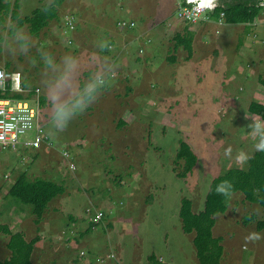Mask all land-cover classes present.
<instances>
[{"label":"rangeland","instance_id":"374dc122","mask_svg":"<svg viewBox=\"0 0 264 264\" xmlns=\"http://www.w3.org/2000/svg\"><path fill=\"white\" fill-rule=\"evenodd\" d=\"M127 1L132 4L140 0H106L97 7L115 19L121 13L114 11V4ZM5 32L0 35L7 41ZM65 34L59 36V44L67 51H77L70 32ZM222 35L224 32L214 34ZM67 38L72 39L70 44ZM142 42L131 45L129 55L149 63L129 71L127 97L117 104L126 124L111 126L112 111H102L98 99L87 109L89 120L85 112L70 121L59 133V145L54 147L53 143L49 153L0 151V199L25 171L29 178H45L64 188L58 200L52 199L47 205L46 220L52 224L45 225L41 219L39 234L46 232L47 242L43 239L32 264H81L87 259V264H148L151 253L161 264H199L194 233L181 228L180 201L189 198L197 212L203 207L212 178L227 168H245L247 162L243 166L235 162L239 151L249 156L255 152V140L247 125L251 118H261L251 114L248 105L251 101L264 102L263 93L256 99L264 86L247 55L229 56L226 64H213L210 69L195 56L179 68V62L174 65L166 60L164 45L149 56L148 37ZM39 49L57 60L59 55L44 41L27 55L32 67L27 73L32 77L31 86L40 88L48 104ZM105 90L100 97L106 96ZM179 139L185 140L197 156L185 178L177 176L182 169V161L175 163ZM229 147L231 157L225 155ZM63 150L70 154L68 160L71 158L74 169L68 170L64 164ZM79 193L82 196L76 200ZM97 210L103 217L96 222ZM22 212L26 217L28 210L23 208ZM262 216L258 203L244 200L240 191L234 192L226 211L215 215L212 229L213 235L221 238V264H264V239L243 247L248 233L264 235L255 228L256 219ZM7 222L22 229L27 239L36 235L37 226L32 222L12 223L16 220L8 218ZM5 237L0 234V259L6 256ZM110 253H116L115 257H108Z\"/></svg>","mask_w":264,"mask_h":264},{"label":"crops","instance_id":"0c3cea01","mask_svg":"<svg viewBox=\"0 0 264 264\" xmlns=\"http://www.w3.org/2000/svg\"><path fill=\"white\" fill-rule=\"evenodd\" d=\"M12 1L18 2L17 11H19V17L30 15L35 8H39L45 3V0ZM104 1L106 0H61V3L56 7V16L50 19L48 24L36 34H31L28 29V24L24 23L22 25L18 20L13 19L10 13L5 15L4 19L0 20V27L2 28L0 32L6 31L5 34L7 35V31H9L8 25H16L22 27L24 31L32 38L34 42L33 48L39 45V41H44V43L48 42V44L53 48L55 55H59V59L66 53H70L79 57L84 67L82 74L83 77L88 75L89 60L93 53L110 56L112 60L119 65V68L117 69V75L111 86L105 90L106 96L102 95V97L99 98L100 102L98 104L102 105V111L111 109L113 114L111 116V126L117 127V125H115L117 122H120V125L126 124L124 118L120 114L121 107L117 104L124 101L127 97V92L129 91L128 73L129 71L131 72V69L138 71L139 69L143 68L145 64L149 63L144 59L136 60L132 58L129 55L130 47L135 42L144 44L142 41L146 37H148L149 42V56L152 54L155 55L159 48L164 45L163 47L166 48V52L168 54L166 56V60L171 58V56H174L175 60L170 62V64L177 65L179 62L182 65L179 66V68L185 66L187 62L189 63L192 61L195 56H198L199 60L203 63L206 62L208 69H210L211 65L213 64L216 65V67L226 64L230 60L229 56H231V59H234L237 55L241 54L244 57L247 55L248 59L251 60L250 63H252L255 69H257L256 72L258 75V81L259 78H264V18L262 14H260L256 20L249 24H228L224 22L219 23L218 20L210 18L208 12L207 17H202L198 22L187 23L176 16L177 0H140L132 4L128 3V1L125 4L123 2H116L114 4V11L121 13V15L114 19L113 16H110L104 12L102 8L98 9L97 6L103 5ZM214 2L217 4L218 0H214ZM125 15L128 16L126 17ZM69 17L72 18V23L74 25L72 29L64 26L63 24V21ZM120 20L133 21L135 23V27L122 29L117 25ZM86 26L87 31L85 30ZM65 30H69V36H72L74 43L78 47L77 51H67L63 49L61 44H59L57 41L60 35L69 33ZM222 32H224V36H214V34L216 35ZM177 35H183V38L189 35L192 37V54L190 58H187L188 53L186 49H184L181 44H176L177 40H175V37ZM65 40L69 44L72 41L71 38H67ZM100 40H107L111 46V51L105 50V52L99 53V50L95 47V43ZM58 48L59 52H56L58 51ZM141 49L142 48H140L138 51ZM31 50L32 48L30 49V52ZM27 60V55L13 56L0 47V67L10 71L20 72L24 87L32 90L37 86H31L32 77L27 73L30 69H32V67L27 63ZM42 73L43 72H40V74ZM31 90L28 95H26V97L33 100ZM261 93L264 95V88L260 87L256 94V99L261 98ZM41 98L44 102L42 119L45 121V123H43V125L45 131L47 132L48 104H45V99L42 94ZM88 112L89 111L86 110L87 120H89ZM115 116H117V119H115ZM50 138L54 143V147H57V145H59V134L55 139L52 137ZM54 147L48 150L40 149L30 151L34 153L42 152L47 154L49 151L54 149ZM25 151L27 150H23V152ZM6 194L7 192H5L0 199V226L5 225L13 232L21 231L24 234L22 229H17L15 228V225L8 223L7 218L16 220V222L12 223H18L19 221H29L33 223V216L31 214H27L25 217L22 209H18L17 207L12 209L8 208L14 205V203L13 200H9ZM81 196L82 195L79 193V195L75 196L74 198L78 200ZM5 198L7 199L5 200ZM55 198H53V200H58L57 198L59 197L56 196ZM56 211H53V213ZM17 212H19L21 215H19ZM51 215L53 219L55 215ZM78 215L85 217L82 214ZM42 220H45V225L49 226L52 224L49 222L50 219L49 221L48 219L46 220L45 212L43 214ZM40 223H43V221L41 222L40 220L38 224H35V226H37V228H34V230H36L35 236L29 237L27 239L28 235L26 233L24 234V238L27 241L38 237V240L34 243L31 253V264L33 262V255L35 254V251L38 248H41V245L44 242L43 239L47 242L45 236L46 232H44L43 235L39 234L41 229ZM21 226L22 228L24 227L23 223ZM85 229L88 231L87 227ZM0 232H2L0 234L7 236L5 237L6 246L9 235L1 230ZM67 244H69V241ZM6 250V256L3 257V259L8 258L10 255V251L7 249V247ZM87 262H90V260H84L81 262V264H87Z\"/></svg>","mask_w":264,"mask_h":264},{"label":"trees","instance_id":"16d2710c","mask_svg":"<svg viewBox=\"0 0 264 264\" xmlns=\"http://www.w3.org/2000/svg\"><path fill=\"white\" fill-rule=\"evenodd\" d=\"M260 1L218 0L213 10L209 12V16L218 20L220 14L223 13L224 23L249 24L262 14ZM60 3L61 0H56V6L48 12L42 11L43 4L41 7L35 8L30 15L19 17L17 1L0 0V20L11 13L13 19L18 20L22 25L27 23L29 32L36 34L48 24L50 19L56 16V7ZM175 40H177L176 44H181L186 49L187 58H190L192 37L189 35L183 38V35H177ZM167 60L173 62L175 57L171 56ZM259 83L264 86V78H259ZM8 95V90L0 91V98ZM17 97L20 98L21 96ZM248 111L264 119V103L251 101L248 105ZM178 144L175 163L179 165V161H182V169L177 172V176L185 178L196 164L197 156L185 140L179 139ZM250 157L245 168H227L212 178L201 210L193 212L192 202L187 197H183L180 201L178 216L181 221V228L185 233H194L192 240L199 264H221L220 259L223 253L221 238L214 236L212 232L215 215L225 212L229 201L215 191L216 186L221 181L230 180L234 186V192L240 191L244 200L256 202L261 206L263 216L256 219L255 228L264 231V152L255 151ZM63 191V186L57 182L41 177L29 178L25 171L18 175L6 196L9 200H13L18 209L26 208L28 214L33 216V223L38 224L43 218L48 203ZM251 216L254 217L253 214ZM0 230L9 235L6 247L10 251L9 257L0 260V264H31V253L38 237L27 241L21 231L13 232L5 225L0 226ZM147 260L148 264H161L153 253L147 256Z\"/></svg>","mask_w":264,"mask_h":264},{"label":"clouds","instance_id":"9594fccd","mask_svg":"<svg viewBox=\"0 0 264 264\" xmlns=\"http://www.w3.org/2000/svg\"><path fill=\"white\" fill-rule=\"evenodd\" d=\"M56 6V0H45L42 11L48 12ZM8 40L0 36V47L9 54L28 55L33 47L32 38L22 27L8 25ZM99 53L111 51L107 40L95 43ZM40 61L43 64L42 87L48 102L47 134L55 139L65 131L74 118L83 115L86 110L98 101L102 92L111 86L117 75L119 65L110 56L93 53L89 60L88 75L83 77L84 67L79 57L66 53L57 60L50 52L39 49ZM250 136L255 140L254 150L264 152V119L251 118L247 125ZM3 137H0V141ZM225 155L232 156V149L225 150ZM251 157L239 151L235 162L243 166ZM217 194L230 199L234 186L230 180L221 181L215 188ZM264 239L259 232H250L244 237L243 247L255 244Z\"/></svg>","mask_w":264,"mask_h":264},{"label":"built area","instance_id":"2783aa9c","mask_svg":"<svg viewBox=\"0 0 264 264\" xmlns=\"http://www.w3.org/2000/svg\"><path fill=\"white\" fill-rule=\"evenodd\" d=\"M216 4L212 1L202 3L201 0H177L176 16L187 23H196L202 17H207V13L212 11ZM262 15H264V0L260 1ZM223 13L218 19L223 22ZM264 18V16H263ZM64 26L72 29V18L69 17L63 21ZM117 25L122 28H133V21L120 20ZM9 91L7 97L0 98V151H22V150H48L53 147V141L44 129L42 110L44 102L41 100V90L39 87L30 89L33 100L26 97L30 92L23 85L22 75L18 71H10L0 67V91ZM18 95H22L20 98ZM68 154L65 150L62 156L65 159V165L68 170L75 168L71 158L68 160ZM70 157V154H69ZM103 213L97 210L93 221H99ZM108 257H114L110 253ZM101 262L104 260L101 258Z\"/></svg>","mask_w":264,"mask_h":264},{"label":"water","instance_id":"95a60500","mask_svg":"<svg viewBox=\"0 0 264 264\" xmlns=\"http://www.w3.org/2000/svg\"><path fill=\"white\" fill-rule=\"evenodd\" d=\"M210 1L214 2V0H201L202 3H209ZM215 3V2H214Z\"/></svg>","mask_w":264,"mask_h":264}]
</instances>
